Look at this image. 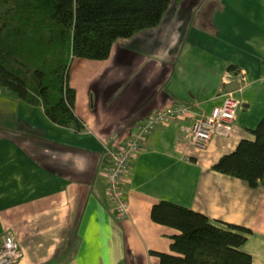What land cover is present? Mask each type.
Here are the masks:
<instances>
[{"label": "crops", "instance_id": "crops-1", "mask_svg": "<svg viewBox=\"0 0 264 264\" xmlns=\"http://www.w3.org/2000/svg\"><path fill=\"white\" fill-rule=\"evenodd\" d=\"M170 1L156 28L119 39L108 59L73 61L84 131L0 91V238L13 234L19 264H160L155 253H172L178 233L152 220L163 201L250 230L241 250L264 264V179L252 188L212 169L264 116V0ZM230 93L243 107L228 137L187 145L190 114L146 139L123 178L130 215L119 218L105 149L125 145L152 114L198 101L210 115Z\"/></svg>", "mask_w": 264, "mask_h": 264}, {"label": "trees", "instance_id": "trees-1", "mask_svg": "<svg viewBox=\"0 0 264 264\" xmlns=\"http://www.w3.org/2000/svg\"><path fill=\"white\" fill-rule=\"evenodd\" d=\"M170 0H0V91L43 108L48 119L84 131L75 113L69 75L75 59L103 61L119 39L156 28ZM234 67H230L233 71ZM212 169L257 188L264 179V116ZM152 220L168 229L172 253H155L160 264H252L241 248L251 231L222 228L202 213L171 202L152 208Z\"/></svg>", "mask_w": 264, "mask_h": 264}, {"label": "built area", "instance_id": "built-area-1", "mask_svg": "<svg viewBox=\"0 0 264 264\" xmlns=\"http://www.w3.org/2000/svg\"><path fill=\"white\" fill-rule=\"evenodd\" d=\"M242 107V101L231 93L210 115L201 109L198 101L190 104H176L142 120L125 145L119 148L107 147L105 151L110 159L107 193L115 204L117 216L127 218L130 215L123 178L128 173L133 159L143 150L146 139L156 128L165 125L169 120L185 118L193 114L192 125L184 129L185 143L199 149H206L215 136L228 137L231 134L237 114ZM23 258L24 253L13 234L4 233L0 238V264H19Z\"/></svg>", "mask_w": 264, "mask_h": 264}, {"label": "rangeland", "instance_id": "rangeland-1", "mask_svg": "<svg viewBox=\"0 0 264 264\" xmlns=\"http://www.w3.org/2000/svg\"><path fill=\"white\" fill-rule=\"evenodd\" d=\"M248 139H254V136L251 134L249 137H246Z\"/></svg>", "mask_w": 264, "mask_h": 264}]
</instances>
